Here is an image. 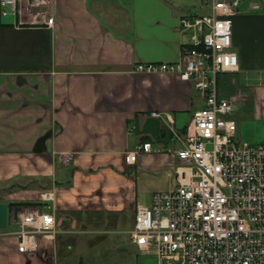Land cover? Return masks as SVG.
<instances>
[{"label": "crops", "instance_id": "0c3cea01", "mask_svg": "<svg viewBox=\"0 0 264 264\" xmlns=\"http://www.w3.org/2000/svg\"><path fill=\"white\" fill-rule=\"evenodd\" d=\"M191 1L18 0L10 20L0 14V203L8 209L0 264H70L76 237L102 238L127 216L131 229L138 206L178 185L183 163L176 152L203 100L175 74L133 69L179 60V18L208 11V0H199L200 11L191 13ZM232 50L238 70L219 76V95L235 106L236 132L262 144L264 0H238ZM147 142L150 152L124 161ZM35 211L51 213L57 233L38 236L36 252L19 253L13 220ZM111 250L157 263L128 240Z\"/></svg>", "mask_w": 264, "mask_h": 264}, {"label": "built area", "instance_id": "2783aa9c", "mask_svg": "<svg viewBox=\"0 0 264 264\" xmlns=\"http://www.w3.org/2000/svg\"><path fill=\"white\" fill-rule=\"evenodd\" d=\"M18 0H0V14L17 12ZM238 0H208V11L179 18V60L141 63V74H175L190 82L203 100L185 127L176 154L183 166L178 185L156 192L138 206L128 241L156 264H264V143L236 142L234 104L219 95V76L238 70L232 50V16ZM48 18L47 24H52ZM156 116V113H152ZM149 142L125 155L134 163ZM43 200L51 195L41 194ZM19 253H34L37 237L52 238L55 219L48 212L19 213Z\"/></svg>", "mask_w": 264, "mask_h": 264}, {"label": "rangeland", "instance_id": "374dc122", "mask_svg": "<svg viewBox=\"0 0 264 264\" xmlns=\"http://www.w3.org/2000/svg\"><path fill=\"white\" fill-rule=\"evenodd\" d=\"M191 3L195 6L194 8L190 10L191 13H196L197 11H200L199 0H193L191 1ZM6 11H7V15L2 16V19L10 20L12 13L8 9H6ZM234 140L236 142H241V141L248 142L249 141V143H252V144L256 143L249 139V136L248 134L245 133V131L244 133L241 131L236 132ZM126 219L127 220L124 225L119 224V226L117 228H114V230H109L108 233L106 232L107 234L102 235L103 236L102 238H95L94 234H83V235H79L78 237H76L77 238L76 247L69 258L70 259L69 263L70 264H115V260L119 262L121 259H123L119 262L121 264H153L155 263L153 259H151L148 256L138 254L137 251H135V253L133 252L132 257L130 256L128 257V255L119 256L116 250H111L112 252L111 251L109 252V248L111 247L118 248L119 246L125 244L126 241L128 240L126 236V232L130 229L133 218L131 216H127ZM87 225H88L87 227L89 228L87 230H95L99 232V231H104V230L106 231L108 229V227L106 229H102L104 228V226L94 227L89 224ZM15 229L16 228L13 225L8 226V230H15ZM110 229H112V227ZM119 239L121 241L120 242L121 245L119 244V242L117 243ZM87 241H89V243ZM93 243H101V244L98 245L97 248H95L92 251L87 250L86 246L88 245L91 246L93 245ZM116 243L117 245H115ZM113 252H116V253H113Z\"/></svg>", "mask_w": 264, "mask_h": 264}, {"label": "water", "instance_id": "95a60500", "mask_svg": "<svg viewBox=\"0 0 264 264\" xmlns=\"http://www.w3.org/2000/svg\"><path fill=\"white\" fill-rule=\"evenodd\" d=\"M8 209L5 203H0V230L7 227Z\"/></svg>", "mask_w": 264, "mask_h": 264}, {"label": "trees", "instance_id": "16d2710c", "mask_svg": "<svg viewBox=\"0 0 264 264\" xmlns=\"http://www.w3.org/2000/svg\"><path fill=\"white\" fill-rule=\"evenodd\" d=\"M29 205L28 203H9L8 207L10 208L11 206H26Z\"/></svg>", "mask_w": 264, "mask_h": 264}]
</instances>
